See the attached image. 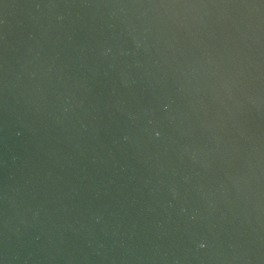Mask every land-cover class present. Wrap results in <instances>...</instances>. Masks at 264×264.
<instances>
[{
  "label": "water",
  "instance_id": "1",
  "mask_svg": "<svg viewBox=\"0 0 264 264\" xmlns=\"http://www.w3.org/2000/svg\"><path fill=\"white\" fill-rule=\"evenodd\" d=\"M0 264H264V0H0Z\"/></svg>",
  "mask_w": 264,
  "mask_h": 264
}]
</instances>
